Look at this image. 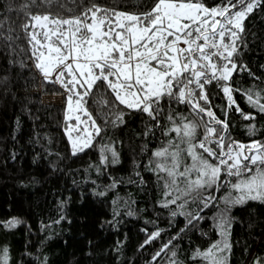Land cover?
Wrapping results in <instances>:
<instances>
[{"label":"snow or ice","instance_id":"obj_1","mask_svg":"<svg viewBox=\"0 0 264 264\" xmlns=\"http://www.w3.org/2000/svg\"><path fill=\"white\" fill-rule=\"evenodd\" d=\"M40 7L46 10H32ZM143 7L144 11L125 12L78 0H30L22 6L25 19L20 27L34 69L44 81L59 84L65 91L64 131L73 156L92 147L103 131L88 109V98L100 88L112 97L102 95L95 100L108 108L106 124L124 123L127 109L155 122L146 126L145 135H154L155 127L169 137L152 152L147 170L157 175L165 190L160 206L176 205L179 211L172 210L171 216L185 217L186 225L162 243L147 264H157L163 253L169 254L166 264H182L177 251L181 233L188 226L196 228L205 219L201 213L212 207L217 208L214 227L220 239L206 250H196L192 259L229 264L235 220L232 208L249 202L264 204V140L243 143L233 139L227 119V111L233 107L245 121L255 120L256 113L264 114V88L241 89L232 84L234 74L243 72L259 79L237 57L245 21L264 11V0H212L211 4L209 0H152ZM4 24L5 19L0 18V40L11 48L21 37L12 34L11 26L5 34ZM212 83L226 98L223 120L213 111L207 93V85ZM234 93H240L256 113H246ZM172 102L186 105L193 118L183 114L177 118L169 112L164 117L168 123L161 126L162 104ZM246 128L250 137L256 135V124ZM119 162L115 145H104L101 164ZM222 184L229 194L218 200L214 191ZM221 201L223 208L219 207ZM189 204L197 210L186 211ZM133 214L131 209L127 212ZM19 223L13 218L3 227L15 228ZM142 231L146 239L140 247L144 248L160 239L163 230ZM9 261L8 248H0V264ZM254 264H264V258H257Z\"/></svg>","mask_w":264,"mask_h":264},{"label":"trees","instance_id":"obj_2","mask_svg":"<svg viewBox=\"0 0 264 264\" xmlns=\"http://www.w3.org/2000/svg\"><path fill=\"white\" fill-rule=\"evenodd\" d=\"M78 2L134 12L144 11L143 5L152 0ZM28 3L30 0H0L5 34L11 26L12 34L21 37L11 48L0 40V248H8L9 264H147L161 244L186 225L185 217L171 216L172 210L179 211L176 205L160 206L165 190L157 175L147 170L152 152L164 146L169 137L155 127L154 135H145L146 126L155 122L127 109L124 123L115 127L106 124L104 114L108 108L95 100L102 95L112 97L100 88L88 98V109L103 131L92 147L73 156L64 131L66 97L63 104L44 101V96H66L65 91L59 84L44 81L29 59V44L20 27L25 19L22 6ZM245 29L237 61L246 64L259 79L243 72L234 74L232 84L259 90L264 88V11L251 15L245 21ZM207 93L213 111L223 120L226 98L222 91L212 83L207 85ZM234 95L246 113H256L240 93ZM162 108L161 126L168 123L164 117L169 112L177 118L179 114L193 118L186 105L172 102L162 104ZM227 119L233 139L243 143L264 140V114L256 113L255 120L245 121L233 107L227 111ZM250 123L257 125L253 137L246 128ZM109 143L119 152L118 164H101L102 148ZM101 191L103 196L96 195ZM228 194L229 189L223 184L214 191L218 200ZM223 206L221 201L219 207ZM130 209L134 213L131 216L127 215ZM185 210L197 209L189 204ZM216 213V207L205 209L201 213L205 219L196 228L188 226L181 233L177 251L182 264H203L200 258L192 259L195 251L206 250L220 239L214 227ZM231 215L235 220L229 264H254L257 258H264V204L235 206ZM13 218L25 220L29 229L3 227ZM142 229H162V236L141 248L146 239ZM168 255L163 253L157 264H166Z\"/></svg>","mask_w":264,"mask_h":264},{"label":"rangeland","instance_id":"obj_3","mask_svg":"<svg viewBox=\"0 0 264 264\" xmlns=\"http://www.w3.org/2000/svg\"><path fill=\"white\" fill-rule=\"evenodd\" d=\"M65 97L66 96H53V95H49V96H44V101L46 103H50V104L51 103L52 104H63ZM73 123H74V121H73ZM233 195H235V193H233ZM18 221H20L21 223H19L15 228L22 227V228L27 229V230L29 229L28 224H27V222L25 220L20 219Z\"/></svg>","mask_w":264,"mask_h":264}]
</instances>
